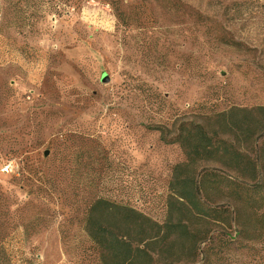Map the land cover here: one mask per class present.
Listing matches in <instances>:
<instances>
[{"label":"rangeland","instance_id":"1","mask_svg":"<svg viewBox=\"0 0 264 264\" xmlns=\"http://www.w3.org/2000/svg\"><path fill=\"white\" fill-rule=\"evenodd\" d=\"M56 1L0 0V264H102L87 227L99 198L198 235L150 244L155 264H264V214L200 186L205 172L255 181L185 166L174 141L199 124L258 158L264 117L232 132L228 113L264 107V0ZM175 168L231 220L177 203Z\"/></svg>","mask_w":264,"mask_h":264},{"label":"trees","instance_id":"2","mask_svg":"<svg viewBox=\"0 0 264 264\" xmlns=\"http://www.w3.org/2000/svg\"><path fill=\"white\" fill-rule=\"evenodd\" d=\"M106 1L118 10L115 7L117 0ZM56 2L69 6L78 1ZM257 116L264 117V107L253 110L232 108L228 113L229 128L232 132L245 130L246 127L256 124ZM174 141L184 150L185 166L194 165L201 160L215 161L227 166L239 179L248 177L254 180L256 183L246 185L234 178L205 172L200 179V186L222 192L236 205L248 210L249 220L258 217L260 213L264 214V141L259 146L257 159H251L226 140L208 135L199 124L183 125ZM198 187L193 179L183 177L179 170L174 169L170 189L173 190L177 203L200 218L218 223L229 222L233 212L223 207L204 204L199 198ZM168 204L173 209L175 203L169 201ZM95 213H98L100 219L95 217ZM236 215L235 213L234 217ZM87 227L90 237L100 249L102 264H155L150 244L195 242L198 236L180 218L172 217L159 224L129 207L100 198L90 205ZM7 237L0 235V244ZM233 243H236L235 238L228 237L223 239L220 247L225 246L229 250Z\"/></svg>","mask_w":264,"mask_h":264},{"label":"water","instance_id":"3","mask_svg":"<svg viewBox=\"0 0 264 264\" xmlns=\"http://www.w3.org/2000/svg\"><path fill=\"white\" fill-rule=\"evenodd\" d=\"M107 79V76L106 75H103L102 76V80L105 81Z\"/></svg>","mask_w":264,"mask_h":264}]
</instances>
